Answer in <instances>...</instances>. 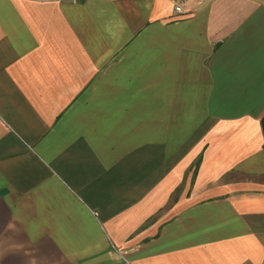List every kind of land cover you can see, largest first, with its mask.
Returning <instances> with one entry per match:
<instances>
[{
  "label": "crops",
  "instance_id": "obj_1",
  "mask_svg": "<svg viewBox=\"0 0 264 264\" xmlns=\"http://www.w3.org/2000/svg\"><path fill=\"white\" fill-rule=\"evenodd\" d=\"M0 0V264H264V0Z\"/></svg>",
  "mask_w": 264,
  "mask_h": 264
},
{
  "label": "built area",
  "instance_id": "obj_2",
  "mask_svg": "<svg viewBox=\"0 0 264 264\" xmlns=\"http://www.w3.org/2000/svg\"><path fill=\"white\" fill-rule=\"evenodd\" d=\"M188 0H173L174 3V12L178 15L183 14V4Z\"/></svg>",
  "mask_w": 264,
  "mask_h": 264
}]
</instances>
